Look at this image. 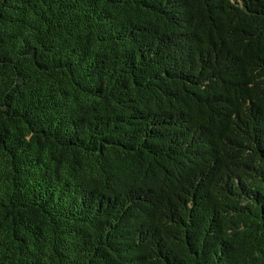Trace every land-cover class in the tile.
<instances>
[{
	"label": "trees",
	"instance_id": "obj_1",
	"mask_svg": "<svg viewBox=\"0 0 264 264\" xmlns=\"http://www.w3.org/2000/svg\"><path fill=\"white\" fill-rule=\"evenodd\" d=\"M0 264H264V0H0Z\"/></svg>",
	"mask_w": 264,
	"mask_h": 264
}]
</instances>
